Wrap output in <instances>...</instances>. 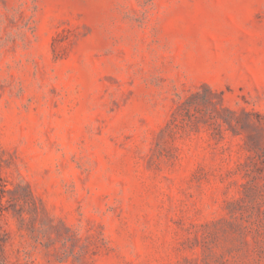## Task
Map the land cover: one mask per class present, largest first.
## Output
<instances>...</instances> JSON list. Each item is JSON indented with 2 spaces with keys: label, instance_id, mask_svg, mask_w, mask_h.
<instances>
[{
  "label": "rangeland",
  "instance_id": "obj_1",
  "mask_svg": "<svg viewBox=\"0 0 264 264\" xmlns=\"http://www.w3.org/2000/svg\"><path fill=\"white\" fill-rule=\"evenodd\" d=\"M0 264H264V0H0Z\"/></svg>",
  "mask_w": 264,
  "mask_h": 264
}]
</instances>
